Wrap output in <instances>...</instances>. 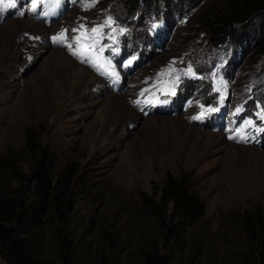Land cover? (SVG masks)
Wrapping results in <instances>:
<instances>
[{
	"label": "rangeland",
	"instance_id": "rangeland-1",
	"mask_svg": "<svg viewBox=\"0 0 264 264\" xmlns=\"http://www.w3.org/2000/svg\"><path fill=\"white\" fill-rule=\"evenodd\" d=\"M241 1L158 0L134 12L123 0H96L87 9L85 0H41L35 13L31 0L0 4V91L13 98L0 101V204L37 206L27 181L35 143L54 159L53 179L64 174L70 185L32 237L0 219L4 253L17 240L14 250L37 260L18 264L250 261L257 250L243 218L257 234L264 223V131H257L264 121L256 115L264 110V8L236 21L238 13L226 10ZM109 16L115 24L103 29L97 51L106 46L103 57L118 77L67 47L76 48L73 29ZM206 19L230 26L240 43L232 36L210 42ZM38 27L46 29V46ZM65 30V42L53 40ZM189 65L195 76L185 74ZM173 84L175 95L167 91ZM201 105L218 111L192 119ZM167 175L183 178L200 199L195 223L173 225L172 205L165 212L156 206ZM0 264L9 263L0 255Z\"/></svg>",
	"mask_w": 264,
	"mask_h": 264
},
{
	"label": "trees",
	"instance_id": "trees-1",
	"mask_svg": "<svg viewBox=\"0 0 264 264\" xmlns=\"http://www.w3.org/2000/svg\"><path fill=\"white\" fill-rule=\"evenodd\" d=\"M125 2V7L127 12H134L142 6L151 7L158 0H123ZM243 4L247 8L248 12L243 10ZM264 8V0H242L241 2H232L228 5L226 10L227 13H235L239 15L236 21L247 20V15L252 14L255 11H261ZM238 11V12H237ZM243 13V14H242ZM205 33L209 38L210 42L218 43L225 39L227 36H232L236 39V43H240L241 34H236L232 32L230 26H226L224 23L221 24L214 22L211 19H206L205 22ZM31 141L36 142L35 138L31 136ZM34 155V167L31 168V176L28 177L27 181L33 184L32 195L36 201L37 206H24L22 203L18 208L12 207L10 209L5 208L3 204H0V219L3 222L13 223L15 227L12 229L13 233L25 236H33L34 229L42 223V218L45 216L46 211L49 209L50 205H53L58 211L59 203L65 196V193L69 191L70 185L67 186V179L64 174L56 180L53 179L54 171V159L48 157L49 153L47 151H41L39 145L35 143L33 149ZM29 187V186H28ZM64 188V189H63ZM160 202L156 205L158 208L165 212L168 210L169 205L173 207V214L171 217V224L175 223H195L203 214V205L190 189L183 178H177L171 175L166 176L164 186L161 190ZM147 203L155 210L154 203L144 197ZM157 211V210H155ZM157 213H159L157 211ZM245 222V229L249 236V241L251 246L255 248L256 253L250 256V261L247 264H264V223L261 225L260 232L257 234L253 231L254 228L251 227L252 224L249 218L245 216L243 218ZM163 228L174 233L173 230H169L167 224L163 225ZM262 232V233H261ZM19 245V241L11 240L10 246L7 247L6 254L3 252L2 248L6 245L4 240L0 241V255L9 264H18V262H27L34 260L32 257L26 256L25 252H16L14 248ZM150 259V264H167V261L161 257H152ZM39 264V262H37Z\"/></svg>",
	"mask_w": 264,
	"mask_h": 264
},
{
	"label": "snow or ice",
	"instance_id": "snow-or-ice-1",
	"mask_svg": "<svg viewBox=\"0 0 264 264\" xmlns=\"http://www.w3.org/2000/svg\"><path fill=\"white\" fill-rule=\"evenodd\" d=\"M41 0H31V11L37 12L38 7L40 6ZM57 5L60 3V0H56ZM96 3V0H85L84 7L85 9L89 7H93ZM0 4H3L4 7H14L15 6V0H0ZM22 14V13H21ZM115 24V21L111 16H109L107 19L103 21L102 24L96 25L92 27L91 29H87L84 24H80L78 28L73 29L74 32L79 33L77 36H75L74 42L76 44V48L73 49V46L71 43L67 44V47L72 50V54L75 56H78L82 62H89L92 63L94 66H96L98 69L103 70V74L112 76V77H118V73L115 71L114 66L112 65V61L110 59L103 57L104 48L106 46L99 47V50L97 51V46L100 45V42L102 39H104V33L103 29L105 27H112V25ZM112 32H117L116 28H112ZM119 32L122 34L125 32L124 28H120ZM67 39V30L61 32L59 35L53 37L54 41L57 42H65ZM108 39L113 40L115 42V37L110 33L108 35ZM118 51L117 49H113V52ZM87 58V60H86ZM131 63V61L129 62ZM170 71H175V69H170ZM186 75L195 76V73L193 72L191 65H189L187 71L185 72ZM176 81H179V77H176ZM223 83V82H222ZM226 86V85H225ZM217 92L220 91V88L217 87L215 89ZM145 91H148L145 89ZM168 94L175 95V85L167 90ZM143 95V93H141ZM224 96L221 94V103H223ZM136 104H140V101H135ZM202 111L201 115L193 116L192 119L198 120L202 119L205 112H216L218 111L217 108H207L205 109L203 105L200 106ZM237 113H240L243 111L242 107L237 108ZM258 118L262 121H264V110L261 112L256 113ZM245 126H254V121L251 119L244 120ZM257 131H264V129H257ZM237 133H240V130H237ZM230 139H235V137H229ZM240 139L244 140L245 137L243 135H240Z\"/></svg>",
	"mask_w": 264,
	"mask_h": 264
},
{
	"label": "bare ground",
	"instance_id": "bare-ground-1",
	"mask_svg": "<svg viewBox=\"0 0 264 264\" xmlns=\"http://www.w3.org/2000/svg\"><path fill=\"white\" fill-rule=\"evenodd\" d=\"M38 29H39V27H38ZM49 34V33H48ZM39 36H41L40 38H41V40L39 41L40 42V44L41 45H44V46H46L47 45V42H46V40H47V38H48V35H46V29H39V33H38V37ZM89 74V73H88ZM92 75V74H91ZM90 74L88 75V76H84L85 77V79L86 80H92L93 78H92V76H91ZM93 83V82H92ZM13 98H12V96H11V94H9L7 91H6V89H2L1 88V91H0V101L1 102H3L5 105L6 104H8V102L10 101V100H12ZM125 161H126V163H127V166H128V168L131 170V171H136L135 170V166H134V164H133V161H132V159L129 157V158H126L125 159Z\"/></svg>",
	"mask_w": 264,
	"mask_h": 264
}]
</instances>
